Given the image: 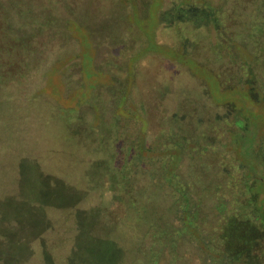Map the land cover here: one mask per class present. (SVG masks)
<instances>
[{
    "label": "rangeland",
    "instance_id": "374dc122",
    "mask_svg": "<svg viewBox=\"0 0 264 264\" xmlns=\"http://www.w3.org/2000/svg\"><path fill=\"white\" fill-rule=\"evenodd\" d=\"M23 1L69 24L41 67L0 86V264H205L214 251L195 242L218 243L221 192L239 218L252 193L264 208V187L244 188L264 176V0ZM132 154L133 199L111 183ZM147 159L160 178L168 162L171 188ZM182 187L193 225L164 247L156 228L175 224Z\"/></svg>",
    "mask_w": 264,
    "mask_h": 264
},
{
    "label": "trees",
    "instance_id": "16d2710c",
    "mask_svg": "<svg viewBox=\"0 0 264 264\" xmlns=\"http://www.w3.org/2000/svg\"><path fill=\"white\" fill-rule=\"evenodd\" d=\"M50 0H48L49 2ZM65 1V0H62ZM203 1V0H202ZM23 0H5L0 2V86H8L10 84H20L27 79V74L32 70H37L45 62L48 53L50 52V47L52 39L55 36L52 32L67 30L65 23L69 24L68 21H63L61 27L58 25L57 15L50 13L52 9H47L44 6L34 8L30 4L23 3ZM208 11L213 12V4L207 1L202 2ZM136 18V17H135ZM131 19H129L130 21ZM137 21V20H136ZM135 21V25L136 24ZM56 28V29H53ZM49 29L47 37L44 36L46 33L45 30ZM45 37V39L43 38ZM42 39V40H41ZM151 47L156 50V46L151 44ZM126 97L122 96L116 105H122V102ZM100 104L95 105V110L100 108ZM121 112V111H120ZM125 111L123 110V114ZM100 115V114H99ZM119 118L125 119L126 116L118 113ZM117 116V115H116ZM103 124V123H102ZM239 126L236 128H243L244 123L240 121ZM79 134V133H77ZM80 135V134H79ZM164 138L163 133L159 137L145 141L146 151L154 152L155 150L160 151L164 144H159V141ZM131 162H126L124 159L120 160V164L115 166V173L118 174V179H114L113 182H118L119 185L124 187L125 193L130 194L133 199V195L139 196L142 192H145V189L136 191L133 188L134 182H136V176L140 172L136 171L137 166L135 161L139 157L136 154H132ZM136 157V158H135ZM155 161L152 159H147L144 162L143 174H148L152 178L153 185L159 187L160 180H165L164 185L167 188H171V185H168L170 179H167L165 175L169 173L168 162L165 167V172L162 175V178L157 175L152 174L153 166ZM97 165V164H96ZM128 169L132 170L125 172ZM96 173L94 171L89 172V176L92 179L95 177ZM225 175H228L226 173ZM112 181V179H111ZM252 183L249 186L246 185L245 189L248 191L256 190L259 187H264V176H257L251 179ZM250 182V181H249ZM170 183V182H169ZM167 184V185H166ZM259 184V185H258ZM223 186H217V191L223 190ZM214 190V188H213ZM220 191V192H221ZM182 200L185 202V205L181 211L177 212L174 208L170 212L175 214V224L173 222H160L156 230L158 235L162 238V246L167 247L171 246L177 247L180 245L182 240L181 236L184 235L186 228L193 225L192 221H189L187 217L192 210L190 207V200L187 197L185 189L182 187V190L178 191ZM138 193V195L136 194ZM225 194L224 192H221ZM222 194L221 199L217 204L213 206V209L216 210L219 214L224 216V221L221 224L220 232L212 233L216 234L214 239L218 242L216 245L212 243L208 237H202L197 239L195 242L196 247L205 244L208 250L214 251L210 255H207L205 264H264V208L256 206V193H252L250 199H246L243 202V212L244 208H250V205H253L251 208V213H246L245 218L238 217V210L240 205L232 207L231 204L225 202L224 195ZM124 211L128 212L133 208H137L133 201L126 202L123 205ZM229 208V209H228ZM142 213L146 221L152 222V217L154 213H151L148 208L143 207ZM236 210V211H235ZM196 212V210H195ZM192 211L191 213H195ZM156 214V213H155ZM247 215V217H246ZM194 216V215H193ZM220 226V225H219ZM169 231L174 233V236L169 241L167 239L166 233ZM166 236V239L164 237ZM213 239V238H212ZM202 242V243H200ZM204 242V243H203ZM211 244L214 246L212 247ZM199 259H201L199 257ZM202 262V259H201ZM204 261L202 262V264Z\"/></svg>",
    "mask_w": 264,
    "mask_h": 264
}]
</instances>
